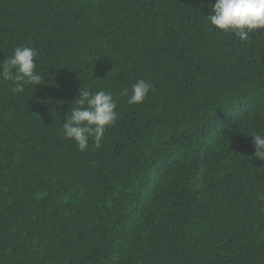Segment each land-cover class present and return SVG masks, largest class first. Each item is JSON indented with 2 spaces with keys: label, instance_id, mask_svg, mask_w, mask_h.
<instances>
[{
  "label": "trees",
  "instance_id": "obj_1",
  "mask_svg": "<svg viewBox=\"0 0 264 264\" xmlns=\"http://www.w3.org/2000/svg\"><path fill=\"white\" fill-rule=\"evenodd\" d=\"M214 3L0 0V60L27 45L45 75L0 82V264H264V29L215 30ZM80 89L117 104L83 152Z\"/></svg>",
  "mask_w": 264,
  "mask_h": 264
},
{
  "label": "clouds",
  "instance_id": "obj_2",
  "mask_svg": "<svg viewBox=\"0 0 264 264\" xmlns=\"http://www.w3.org/2000/svg\"><path fill=\"white\" fill-rule=\"evenodd\" d=\"M206 18L215 30L232 33L239 40L246 41L250 33L264 29V0H215ZM37 55V51L27 45L15 47L12 55L0 60V82H12L14 94L24 93L29 86L42 85L45 75L36 70ZM152 87L144 79L137 80L131 85L127 102L130 105L142 103ZM74 102L77 106L72 108L63 124L64 138L75 142L81 152L88 148L90 139L99 148L106 128L117 118V104L112 94L104 90L93 93L80 89ZM251 137L253 158L264 161V133L258 132Z\"/></svg>",
  "mask_w": 264,
  "mask_h": 264
}]
</instances>
